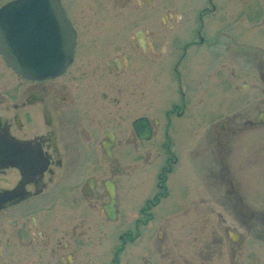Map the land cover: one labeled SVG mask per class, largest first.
<instances>
[{
    "label": "flooded vegetation",
    "instance_id": "af4514ba",
    "mask_svg": "<svg viewBox=\"0 0 264 264\" xmlns=\"http://www.w3.org/2000/svg\"><path fill=\"white\" fill-rule=\"evenodd\" d=\"M35 2L75 44L41 80L0 54V264H264V0ZM152 58L175 89L153 112Z\"/></svg>",
    "mask_w": 264,
    "mask_h": 264
},
{
    "label": "water",
    "instance_id": "95a60500",
    "mask_svg": "<svg viewBox=\"0 0 264 264\" xmlns=\"http://www.w3.org/2000/svg\"><path fill=\"white\" fill-rule=\"evenodd\" d=\"M35 3L14 1L1 10L0 54L22 77L41 80L61 74L72 62L75 32L58 12L51 20L48 11L35 8ZM41 14L46 17L40 18ZM61 45L65 52L59 49Z\"/></svg>",
    "mask_w": 264,
    "mask_h": 264
},
{
    "label": "rangeland",
    "instance_id": "374dc122",
    "mask_svg": "<svg viewBox=\"0 0 264 264\" xmlns=\"http://www.w3.org/2000/svg\"><path fill=\"white\" fill-rule=\"evenodd\" d=\"M171 1H175V0H171ZM177 4L178 3H175V2H172V3L169 2V4H167V11L169 12L171 10H176ZM151 14H152L151 15V20H152L151 30L152 32H156L159 34V35H156L158 37V44L160 45L163 39L170 40V39L175 38L174 36L175 30H172L170 28L171 26L173 28V26L175 25V17L172 20H170L169 24L165 26L159 23V16L160 15L162 16L163 15L162 13L152 11ZM157 63H158V59L152 58L149 72L147 74L148 88L150 89V93L152 94V97H151L152 102H153L152 104L153 106L151 107L152 112L154 111L153 110L154 107H155L154 108L155 110L157 108L160 110L161 108L169 109V102L167 100L172 99L175 95L174 93L175 89H169V87L173 85L174 78H173V73L169 72L168 64L166 66V71H165L160 65H158L157 67H154V65H157ZM167 82H168V85L167 87H165ZM160 87L162 88L160 89ZM190 125H191L190 123H187V122L182 123L180 121H177L175 122V124H173V129L171 130V134L176 138L177 143H178L177 147L179 148V150L183 149L185 143L190 140L191 131L188 130L190 128ZM128 205H129L128 196L126 195V193H124L121 198V207L125 211ZM252 236H253L252 234L247 233V242L249 243L250 246H252L251 248L256 247L259 249V247H262V250H261L262 255H260V259L261 261H264V244L259 243L258 240L260 239L258 237L255 236L254 238ZM251 261H253V259H251L250 262Z\"/></svg>",
    "mask_w": 264,
    "mask_h": 264
}]
</instances>
